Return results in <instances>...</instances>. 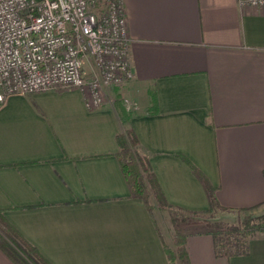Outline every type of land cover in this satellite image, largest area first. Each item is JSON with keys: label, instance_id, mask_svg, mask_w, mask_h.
Instances as JSON below:
<instances>
[{"label": "crops", "instance_id": "1", "mask_svg": "<svg viewBox=\"0 0 264 264\" xmlns=\"http://www.w3.org/2000/svg\"><path fill=\"white\" fill-rule=\"evenodd\" d=\"M133 78L89 107L78 89L0 107V212L50 264H171L170 213L134 197L118 136L132 132L172 209L264 207V8L239 0H121ZM190 264H264V233ZM0 264H16L0 248Z\"/></svg>", "mask_w": 264, "mask_h": 264}, {"label": "built area", "instance_id": "2", "mask_svg": "<svg viewBox=\"0 0 264 264\" xmlns=\"http://www.w3.org/2000/svg\"><path fill=\"white\" fill-rule=\"evenodd\" d=\"M132 78L121 0H0V107L14 95L70 89L98 107L107 88Z\"/></svg>", "mask_w": 264, "mask_h": 264}, {"label": "trees", "instance_id": "3", "mask_svg": "<svg viewBox=\"0 0 264 264\" xmlns=\"http://www.w3.org/2000/svg\"><path fill=\"white\" fill-rule=\"evenodd\" d=\"M120 160L124 175L130 183L134 197L144 199L147 203L153 195L160 209H170V221L173 229L174 249L169 250L171 264H190L187 251L188 233L193 229L191 224L198 213H187L172 209L167 204L163 192L157 182L148 160L138 152L137 137L130 131L118 136ZM210 197V207L206 214L210 216L226 208L217 204L213 189L203 180ZM215 242L217 255L230 256L244 254L248 243L256 233H264V213L258 216L249 214L238 225H221L214 223L207 230ZM0 248L11 257L16 264H50L40 252L31 245L17 230L10 225L0 212Z\"/></svg>", "mask_w": 264, "mask_h": 264}, {"label": "rangeland", "instance_id": "4", "mask_svg": "<svg viewBox=\"0 0 264 264\" xmlns=\"http://www.w3.org/2000/svg\"><path fill=\"white\" fill-rule=\"evenodd\" d=\"M105 2V0H100V5H102ZM87 72L90 71V69L86 68ZM107 92V90H106ZM107 94V93H106ZM171 216V210H168ZM264 213V207L260 208L258 210L254 211H228V210H221L216 212L214 215L210 216L209 214H200L193 218L191 227L193 229H200V230H207V228L210 225H213L214 223H220L221 225H238L242 222L243 218L249 214H252L253 216H258ZM170 221V219H169ZM171 224V221L169 222V225ZM171 226V235L173 240V229L172 224ZM257 234V233H256ZM174 246V245H173ZM174 249V247H173ZM171 249V250H173Z\"/></svg>", "mask_w": 264, "mask_h": 264}]
</instances>
